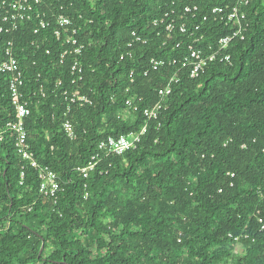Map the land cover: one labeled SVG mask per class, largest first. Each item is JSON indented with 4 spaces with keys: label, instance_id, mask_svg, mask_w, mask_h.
<instances>
[{
    "label": "trees",
    "instance_id": "1",
    "mask_svg": "<svg viewBox=\"0 0 264 264\" xmlns=\"http://www.w3.org/2000/svg\"><path fill=\"white\" fill-rule=\"evenodd\" d=\"M223 2L41 0L46 31L34 34L35 14L0 34V62L13 42L24 73L31 151L62 187L56 199L42 197L39 172L18 155L15 136L1 139L17 119L9 78L0 77V264H264V0L251 1L245 40L226 52L231 63L211 64L196 79L182 68L197 36L203 48L232 34L211 18ZM189 5L199 7L196 20L184 12ZM59 16L78 31L81 55L68 44L72 32L56 37ZM76 59L83 79L73 84ZM175 76L158 119L147 123L144 111ZM67 92L91 104L68 113ZM146 125L136 149L100 150Z\"/></svg>",
    "mask_w": 264,
    "mask_h": 264
},
{
    "label": "built area",
    "instance_id": "2",
    "mask_svg": "<svg viewBox=\"0 0 264 264\" xmlns=\"http://www.w3.org/2000/svg\"><path fill=\"white\" fill-rule=\"evenodd\" d=\"M194 3L196 0H189ZM252 0H224L223 6H216L211 11V18L213 23H221L224 27H229L232 30V34L228 37L222 38L217 46L208 45V47L200 48L198 43L204 41V36H197L194 43L189 48V56L182 64L183 69H190L191 79L198 78L206 69L216 62L231 63L230 55L226 54L228 47L235 40H245L247 29L250 24L247 16V9L250 6ZM41 0H0V34L11 35L19 31L21 25L26 22H30L33 16L37 13V7L40 5ZM185 14L191 15L193 20H196L199 7L196 5H189L184 10ZM37 16V28L34 30L35 35H40L43 31H46L50 24L44 20L40 14ZM208 17L204 19V22L208 21ZM58 26L61 30L55 32L58 39L61 38L62 30L67 33H73V36L69 38L68 44L77 47L75 50L76 55H81L84 49L83 46H78V41L75 39L78 31H73V23L69 18L59 16L57 19ZM166 24L165 20L155 21V25ZM175 20L171 21L168 25V30L172 33L175 28ZM180 31L184 34L187 33L188 25L185 23L180 24ZM196 32H200V26H196ZM197 33H193L191 37H196ZM5 59L0 62V77L7 76L9 79V91L11 94L12 105L16 111V122H11L6 125L4 134L1 135V139L5 135H13L16 138V148L18 155L25 161H30L32 168L39 172L40 195L47 199H56L58 194L62 191L59 177L56 173L47 167H41L35 160L31 151V147L28 143V131L25 126V119L31 116V108L28 101L25 100L26 83L24 73L20 67V63L15 57V49L13 42H8L4 46ZM157 66V65H156ZM72 73L76 80L73 84L83 79V70L79 60H75L72 66ZM179 77L175 76L167 86L165 90L160 92L161 101L154 108L144 111V117L148 122L157 120L160 111L164 108V100L171 95L173 83H178ZM65 100L68 102V113H71L73 106L84 107L91 102L86 98L79 96L78 94L72 95L70 92L65 93ZM129 109L138 111L137 107L133 108V103H127ZM64 131L68 138L73 141L76 139V132L74 125L67 121L64 123ZM147 125L143 131L138 135H130L128 137H121L119 139L109 138L108 141L100 145V150L105 151L107 155H123L129 150L136 149L141 141V137L146 133ZM95 159V158H94ZM95 164H92L88 169L83 171L85 177L88 173L95 168ZM23 177V176H22ZM262 224V230H264V221L260 219ZM239 241V238H235Z\"/></svg>",
    "mask_w": 264,
    "mask_h": 264
},
{
    "label": "rangeland",
    "instance_id": "3",
    "mask_svg": "<svg viewBox=\"0 0 264 264\" xmlns=\"http://www.w3.org/2000/svg\"><path fill=\"white\" fill-rule=\"evenodd\" d=\"M239 252H240V253H243L244 250L240 247V248H239Z\"/></svg>",
    "mask_w": 264,
    "mask_h": 264
}]
</instances>
